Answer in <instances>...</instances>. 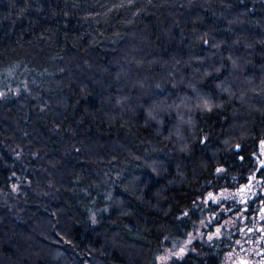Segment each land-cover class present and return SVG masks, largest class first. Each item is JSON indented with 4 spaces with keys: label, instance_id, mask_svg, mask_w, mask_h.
Masks as SVG:
<instances>
[{
    "label": "trees",
    "instance_id": "trees-1",
    "mask_svg": "<svg viewBox=\"0 0 264 264\" xmlns=\"http://www.w3.org/2000/svg\"><path fill=\"white\" fill-rule=\"evenodd\" d=\"M263 140L264 0H0V187L29 151L59 192L0 206V264H153Z\"/></svg>",
    "mask_w": 264,
    "mask_h": 264
},
{
    "label": "flooded vegetation",
    "instance_id": "flooded-vegetation-1",
    "mask_svg": "<svg viewBox=\"0 0 264 264\" xmlns=\"http://www.w3.org/2000/svg\"><path fill=\"white\" fill-rule=\"evenodd\" d=\"M250 161L248 172L232 180L234 186L206 198L216 207L206 211L210 220L204 231L213 234L205 237L204 247L207 260L213 249L218 253L215 264H264V140Z\"/></svg>",
    "mask_w": 264,
    "mask_h": 264
},
{
    "label": "rangeland",
    "instance_id": "rangeland-1",
    "mask_svg": "<svg viewBox=\"0 0 264 264\" xmlns=\"http://www.w3.org/2000/svg\"><path fill=\"white\" fill-rule=\"evenodd\" d=\"M13 156L12 167L15 172L8 178L10 180L7 181V189L2 188L3 186L0 187V206L6 207L9 214L16 221H22L25 209L20 206L19 201H22V198L27 195L25 190L30 191L29 193H34L41 203L50 202L58 198L59 192L54 183L47 179V168L49 166L45 157L29 151H25L21 156L19 153H14ZM17 165H21V167L19 168ZM32 175H34L33 180L31 179ZM208 201V199L203 201L201 211L207 208ZM209 220L210 217H207V214H202L191 230L188 232L184 231L178 237L166 239L165 242L167 244L160 248L153 264H175V261L182 260L190 251H194L193 243L196 240H202L207 235L211 239L213 234L204 232ZM217 229L220 231L219 227Z\"/></svg>",
    "mask_w": 264,
    "mask_h": 264
},
{
    "label": "snow or ice",
    "instance_id": "snow-or-ice-1",
    "mask_svg": "<svg viewBox=\"0 0 264 264\" xmlns=\"http://www.w3.org/2000/svg\"><path fill=\"white\" fill-rule=\"evenodd\" d=\"M241 191H243V189H241ZM210 198H211V194H210ZM217 233H219V229H217ZM181 251H183V250L181 249Z\"/></svg>",
    "mask_w": 264,
    "mask_h": 264
}]
</instances>
